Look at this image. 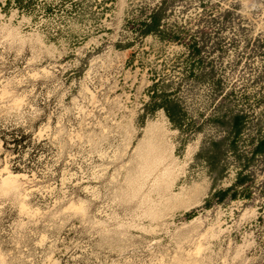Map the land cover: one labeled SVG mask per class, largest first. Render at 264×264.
I'll return each mask as SVG.
<instances>
[{"label": "rangeland", "instance_id": "rangeland-1", "mask_svg": "<svg viewBox=\"0 0 264 264\" xmlns=\"http://www.w3.org/2000/svg\"><path fill=\"white\" fill-rule=\"evenodd\" d=\"M161 1L0 0V264H264V0Z\"/></svg>", "mask_w": 264, "mask_h": 264}, {"label": "trees", "instance_id": "trees-1", "mask_svg": "<svg viewBox=\"0 0 264 264\" xmlns=\"http://www.w3.org/2000/svg\"><path fill=\"white\" fill-rule=\"evenodd\" d=\"M17 2V4H20L22 0H15ZM165 2V0H162L161 3L163 4ZM160 15L158 13H152V15H150V23L149 24H145V29L142 31V34H148L150 33L152 26L156 23L158 17ZM159 34V32L157 33ZM195 53L197 52V50H193ZM158 93L157 91H154L151 95L152 96H157ZM164 102L163 104H161L158 108H160L166 115L167 119L172 123L173 126H176L178 128L177 125V116H178V107L174 104H172V101H162ZM242 128V117L240 116H234L232 118V121L230 123V128H229V135L232 136L233 140H231L228 144V148L232 151H234V138L239 134L240 130ZM210 145L213 146L215 148V151L213 153L209 152L207 156H205V161L210 164V165H214L218 159V156L220 153L219 151V143H215V142H210ZM260 147H264V137L259 140V144ZM222 172V169L219 171V173ZM245 178L240 177V174H237V178L236 181L239 184H242L244 182ZM224 192H219L218 195L221 197ZM190 217H192V214H189L186 216L187 219H189Z\"/></svg>", "mask_w": 264, "mask_h": 264}, {"label": "bare ground", "instance_id": "bare-ground-1", "mask_svg": "<svg viewBox=\"0 0 264 264\" xmlns=\"http://www.w3.org/2000/svg\"><path fill=\"white\" fill-rule=\"evenodd\" d=\"M155 124H157L158 126H160L159 129L162 128V124H161V123H160V124L155 123ZM152 134H153V133L151 132L150 127H148V128L145 130L144 136H145V138H150V137L152 136ZM159 142H160V141H159Z\"/></svg>", "mask_w": 264, "mask_h": 264}]
</instances>
